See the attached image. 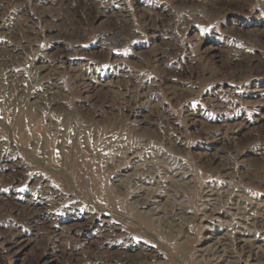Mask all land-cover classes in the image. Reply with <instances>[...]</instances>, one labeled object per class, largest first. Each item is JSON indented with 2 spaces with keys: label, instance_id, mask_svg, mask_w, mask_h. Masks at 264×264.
Returning <instances> with one entry per match:
<instances>
[{
  "label": "rangeland",
  "instance_id": "374dc122",
  "mask_svg": "<svg viewBox=\"0 0 264 264\" xmlns=\"http://www.w3.org/2000/svg\"><path fill=\"white\" fill-rule=\"evenodd\" d=\"M0 264H264V0H0Z\"/></svg>",
  "mask_w": 264,
  "mask_h": 264
},
{
  "label": "bare ground",
  "instance_id": "6f19581e",
  "mask_svg": "<svg viewBox=\"0 0 264 264\" xmlns=\"http://www.w3.org/2000/svg\"><path fill=\"white\" fill-rule=\"evenodd\" d=\"M218 243H220V242H218ZM244 243H245V241L243 240L241 245H244ZM219 248L220 247H218V248L216 247V249H213V254L216 257H222V256H227L228 255V251L224 247H222L221 249H219Z\"/></svg>",
  "mask_w": 264,
  "mask_h": 264
}]
</instances>
